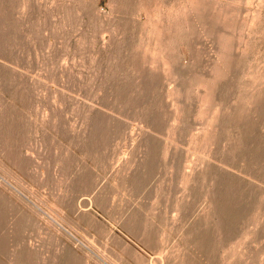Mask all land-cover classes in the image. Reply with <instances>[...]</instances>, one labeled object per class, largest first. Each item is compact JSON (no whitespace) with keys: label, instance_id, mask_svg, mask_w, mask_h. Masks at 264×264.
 <instances>
[{"label":"rangeland","instance_id":"obj_1","mask_svg":"<svg viewBox=\"0 0 264 264\" xmlns=\"http://www.w3.org/2000/svg\"><path fill=\"white\" fill-rule=\"evenodd\" d=\"M191 1L0 0V208L38 258L264 264V0H218L244 44L230 79L260 100L213 142L197 89L212 40H193L194 62L185 33L168 41L185 61L180 122L162 85L148 95L135 80L156 25L183 30Z\"/></svg>","mask_w":264,"mask_h":264},{"label":"bare ground","instance_id":"obj_2","mask_svg":"<svg viewBox=\"0 0 264 264\" xmlns=\"http://www.w3.org/2000/svg\"><path fill=\"white\" fill-rule=\"evenodd\" d=\"M188 4L189 5H187L186 8L184 9V11H185V18H184L185 19V23H184V25L182 24L183 25V27H182L183 30L177 31L176 29L173 28V26L166 27L160 21L156 25V29L154 28L155 29V40H154L155 46H152V45H147L146 46L145 45V47L143 49L140 48L141 50H139L137 55H135L136 56V60H135V67L134 68H136V71H138L137 79H135V80L138 81V85L139 86L138 85L137 86L140 87V90L141 91L144 90V92H146L148 95L149 94H154L155 88L158 85H162L165 88V91H166L165 92L166 94L164 93L165 97L166 96L168 97V102H170V105H171L170 115L168 114L167 111H165L167 108L163 109V110L165 112H167L166 114H168L169 117L171 116V118L173 120L172 122H174V123L180 122V120H181V109L179 107L178 102H180L179 99H180V97L182 95V92H181V90H182L181 88L182 87H179L180 82H181V81H179V74L182 73V71H183V69L185 67L184 66V62L185 61H183L184 56L181 53L180 47H182V46H180V45L176 47L177 48L176 56L175 57H171L170 56V54H169V52L167 50V47L170 48L169 46H167L168 41H172V40L178 38V35H180V33H181V36L185 33V37H186V41L185 42H186L187 47H189L188 50L191 51V54H192L191 60L193 61V60H195L197 58V57L195 58L196 55H194V53H196L197 51L194 50L195 48L193 46L196 43L197 40L195 41L194 39L195 38H203L205 40H209V39L212 40L213 43H214V48L216 49V50H214V54H212L214 59L210 60L209 61L210 63L207 62V63H209V68L202 74L200 72L201 75L197 76L198 77L197 78L198 79L197 80V83H198L197 84V86H198L197 89L199 90V94H200V97H201L202 104L203 105H205V104L207 105V103H208V105H210V108L213 107L212 109H213L214 115L211 117V119L209 121L207 120L208 121V126H207V130L205 131L206 135H208V134L211 135V137L208 136V139H209V138H212V136H215L218 133V129H222V127L219 126V122L222 120V118L223 119L225 118V120H227L229 126H234L235 124H237L240 121L242 115L240 114L239 108H240V105L242 104V101H244L245 104H247L248 108H254L255 106L258 105L260 97L257 96V95H254V97L251 98V99H246V97L244 99V97H242L240 94H238V91L236 90L233 81H231V79H230V75L233 72V70L235 69L236 64H237V59H238L237 57L239 56V54H241L240 49L244 45V44H242L240 42V40H237V38H236V27L233 24H231V21H230V19L232 17L229 19V15H228L227 11L223 12L224 10L218 5V0H211V1H209V0H192ZM224 7H226V6H224ZM184 11H183V13H184ZM148 12L151 13L152 11L149 9ZM230 15L232 16L233 14H230ZM161 17H162V15H161ZM235 18H237V17H235ZM234 21L235 20H233V23H234ZM236 22H239V21H236ZM237 27H238V25H237ZM177 29H179V28H177ZM238 30L239 29H237V31ZM244 31H246V30H244ZM112 36H113V34H112ZM193 40L195 41V43H193ZM177 44H178V42H177ZM183 46H184V44H183ZM182 52H185V51H182ZM208 58H209V56H208ZM197 60H199V59L197 58ZM197 60H195V61H197ZM188 61H190V59H188ZM155 62H156V64H154ZM151 63L154 66H150ZM189 65H191V64H189ZM260 70H261V68H260ZM255 74H257V73H255ZM234 76H236V74ZM240 77H242V76H240ZM183 78H185V77H183ZM186 78L185 79L180 78V79H182L183 83H185L184 80H187ZM194 79H195V77H194ZM256 79L258 80V78H256ZM256 79L254 78V80H256ZM181 86H183V85L181 84ZM246 86H248V85H246ZM188 87H186L185 90H187ZM242 87H243V85H242ZM223 88H225V89H223ZM183 89H184V87H183ZM137 90H138V88H137ZM223 90H225V93H224ZM161 92L162 91H160V93ZM249 92H251V91H249ZM136 93H137V91H136ZM136 93H134V94H136ZM252 94H254V93L252 92ZM139 95H140V93H139ZM185 95H186V93H185ZM190 95H191V93H190ZM145 97H146V94H145ZM184 97L186 98V96H184ZM140 98H141V96H140ZM140 98H138L139 101H140ZM150 98H151V96H150ZM158 98L160 99V97H158ZM161 99L163 100V98H161ZM141 100L143 102V98H141ZM165 100H166V98H165ZM165 100L163 102H166ZM135 101H136V103L139 102V101L137 102V100H134V102ZM160 103H161V101H160ZM157 104H159V103H157ZM163 104H165V103H163ZM180 105H182V104H180ZM160 107L161 106H158L157 108L159 109ZM164 107L165 106H163V108ZM255 108H257V107H255ZM161 109H160V111H161ZM126 110H127V108H126ZM205 110H206V108L202 107V112H204ZM206 112H208V111L206 110ZM139 113H140V111H139ZM211 113H212V111H211ZM155 118H158V116L156 115ZM248 120H250V119H248ZM151 121H150V123H151ZM162 121H164V119H162ZM169 121H170V119H169ZM153 122H155V121H153ZM159 122H161V119H160ZM167 122H168V120H167ZM167 122L165 124H167ZM245 122H246V120H245ZM152 126H153V124H152ZM170 127H171V125L169 126V129H170ZM156 128H158V127H156ZM187 129H188V127H187ZM159 131H160V129H159ZM162 133H164V132H162ZM172 134H174V133H172ZM230 134H232V133H230ZM130 135H131V133H130ZM199 135H201V134H199ZM206 141L207 142H211V141L213 142V140L210 141V139H209V141L208 140H206ZM222 143H224V142H222ZM214 144H216V142ZM217 146H218V144H217ZM206 147H207V149H209L208 146H206ZM168 148H170V146ZM17 152H18V150H17ZM17 160H19V159H17ZM184 184H186V183H184ZM1 192H2V190H1ZM3 193H4V191H3ZM1 206H3V205L1 204ZM3 209L6 210L5 207ZM16 218L17 217L10 216V215H9V217H6L5 214H2V210L0 208V264H46L47 260L49 262L48 264H75L76 263L77 260H75V263H74L73 262L74 260L71 259L70 255H68V254L65 255V256H61V255L58 256V255L54 254L51 257L49 256V259L47 258V260H46V258H44V256H43V258H38L37 257L38 254H39L38 251L34 250L32 247L29 248V249H26V242H27V241L25 242L26 237L24 236V234L23 235L20 234V225H19L18 219H16ZM28 247H30V246H28ZM84 251H86V250H84ZM40 255H41V252H40ZM80 261H82V260H80ZM100 262H99V264H100ZM84 264H89V261L85 260Z\"/></svg>","mask_w":264,"mask_h":264}]
</instances>
